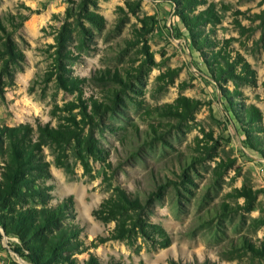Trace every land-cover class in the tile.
Masks as SVG:
<instances>
[{
	"label": "rangeland",
	"instance_id": "374dc122",
	"mask_svg": "<svg viewBox=\"0 0 264 264\" xmlns=\"http://www.w3.org/2000/svg\"><path fill=\"white\" fill-rule=\"evenodd\" d=\"M213 1L221 17L217 38L231 40L254 79L215 81L167 0H98L106 19L101 29L84 18L81 0H0V67L8 37L24 55L15 80H0V128L37 122L58 127L51 110L76 101L77 93L59 88L57 76L68 71L86 79L82 100L92 120L83 121L82 108L70 115L82 138L92 134L97 140L103 157L78 155L75 141L47 142L42 152L52 173L46 180L50 206L71 197L65 224L80 230L87 247L80 262L92 254L102 264H264L248 247V241L256 247L264 242V133L248 127L244 113L247 106L259 108L263 120L257 126L264 128V24L257 19L264 6L257 0ZM148 17L154 18L152 30L144 34L141 20ZM64 26L72 38L59 47ZM104 72L121 80L99 81ZM182 95L201 103L193 120L156 110ZM92 101L108 108L94 112ZM8 153L0 151V179ZM60 154L63 167L56 166ZM120 187L145 207L153 201L144 217L165 228L168 247H161L160 235L111 238L116 222L94 212ZM241 188L256 198L238 197ZM26 201L40 207L36 198ZM19 247L0 227V264H31Z\"/></svg>",
	"mask_w": 264,
	"mask_h": 264
},
{
	"label": "trees",
	"instance_id": "16d2710c",
	"mask_svg": "<svg viewBox=\"0 0 264 264\" xmlns=\"http://www.w3.org/2000/svg\"><path fill=\"white\" fill-rule=\"evenodd\" d=\"M73 2V0H69ZM174 7V14L183 23L189 32L193 47L201 53L203 60L217 82L231 79L235 84L243 80H251L255 77V71L245 57L231 47V40L221 41L217 38L218 26L221 17L217 4L213 0H167ZM260 6H264V0H257ZM77 4V3H76ZM90 7L93 9L91 10ZM78 9L83 12L84 18L96 28H104L105 17L98 12V0H81ZM257 19L264 24V9L257 15ZM151 20H141V30L144 34L151 32ZM79 22V21H78ZM237 22V21H236ZM82 26V33L86 31ZM72 38L70 26H64L57 36V44L64 47ZM5 59L0 67V80L3 78L15 80L16 67L24 60V55L10 37L4 44ZM205 50H211L210 56ZM62 52L61 50L59 51ZM148 56L151 57L149 52ZM59 69H63L59 66ZM108 72V71H107ZM177 75V71H171ZM104 72L98 76L99 81L108 78L121 80L118 74ZM59 73L57 84L59 88L77 93L76 101L65 103L62 107L56 106L51 110V116L60 121L58 127L50 123L37 122L21 124L17 127L0 128V151L7 150L9 159L5 161L1 170L0 179V227L7 236H14L20 242L18 252L23 254L31 264H102L98 257L90 255L88 260L80 262L78 255L84 253L87 247L80 240V230L66 223L67 211L73 207L71 197L51 207L52 188L46 180L52 178L49 163L42 156L43 148L47 142L61 146L71 141L78 144L77 154L84 156L88 152L94 157L102 158L103 150L97 144L92 134L82 138L79 134V121L70 115L77 108H82L83 121L92 120L87 112L86 102L82 100L85 78L68 76ZM240 94V93H238ZM94 112H101L108 108L105 104L92 101ZM116 104V101H114ZM200 101L186 96L178 97L173 104H166L161 108V116L174 117L178 120H193L194 113L200 106ZM246 125L254 130L264 133V128L257 126L262 123V114L254 105L245 107ZM59 112L67 113L61 117ZM63 122V123H62ZM92 122V121H91ZM257 138V137H256ZM264 140L262 141V143ZM79 147L81 148L79 150ZM65 159L60 154L56 159V166L63 167ZM84 158V157H83ZM86 165V163H85ZM238 197H246L249 202L256 198V192L248 188L236 191ZM33 197L38 201L37 206H26L28 198ZM146 207L140 198L133 196L127 189L119 188L114 196L104 200L94 212V216L104 222L115 221L116 227L111 235L112 239L123 240L133 233L154 240L156 235L163 238L161 247L170 245V237L161 224H155L144 217L152 200L147 199ZM248 247L253 254L264 260V242L257 247L248 241ZM110 264H121L113 261Z\"/></svg>",
	"mask_w": 264,
	"mask_h": 264
},
{
	"label": "water",
	"instance_id": "95a60500",
	"mask_svg": "<svg viewBox=\"0 0 264 264\" xmlns=\"http://www.w3.org/2000/svg\"><path fill=\"white\" fill-rule=\"evenodd\" d=\"M4 232V231H3Z\"/></svg>",
	"mask_w": 264,
	"mask_h": 264
}]
</instances>
